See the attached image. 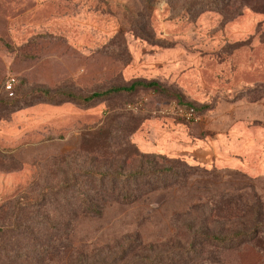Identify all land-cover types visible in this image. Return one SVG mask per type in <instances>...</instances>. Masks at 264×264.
<instances>
[{
    "label": "rangeland",
    "instance_id": "1",
    "mask_svg": "<svg viewBox=\"0 0 264 264\" xmlns=\"http://www.w3.org/2000/svg\"><path fill=\"white\" fill-rule=\"evenodd\" d=\"M255 1L264 3L0 0V207L21 197V221L45 231L38 258L30 238L18 239L29 254L21 264H264V13ZM134 82L159 87L88 104L40 93ZM174 101L195 106L199 121L169 111ZM232 117L251 150L242 161H196L192 137H213L206 126L225 129ZM87 169L146 174L118 183L132 196L101 214L69 198L65 213L50 189L73 175L78 190L99 191Z\"/></svg>",
    "mask_w": 264,
    "mask_h": 264
},
{
    "label": "trees",
    "instance_id": "2",
    "mask_svg": "<svg viewBox=\"0 0 264 264\" xmlns=\"http://www.w3.org/2000/svg\"><path fill=\"white\" fill-rule=\"evenodd\" d=\"M249 5V4H247ZM256 11H260L264 13V3L255 1L254 4L250 5ZM138 86H147L158 88V84L156 82H134L129 86H119V87H111L105 91H96L89 95H77L73 92L68 91H55L52 93L49 89H41V95L47 99L53 101L56 96H64L70 99H74L77 102L88 104L92 103L96 100H99L103 97L111 96L113 94L122 93V92H132ZM187 106H193L191 104L182 103ZM195 107V106H193ZM196 109V108H195ZM171 168L164 169V172H171ZM76 174V172H74ZM81 174L90 180H94L101 187L99 191L90 194L86 193L85 190H78L76 178L72 175L71 177L65 178L59 184L58 189H50L52 192V196L55 199L56 204H60V210L68 211L66 208L68 207V198L78 200L81 203V209L83 212L101 214L102 210L105 208V204L108 201L118 200L121 196H132V192H128L125 189V186L119 185L121 182L131 178H140L144 174H146L142 170H137L135 172L130 173L129 175H125L120 170H115L112 173L100 172L92 169H87L86 171H81ZM136 176V177H135ZM119 183V185H118ZM136 183V182H135ZM115 188H117L118 192L114 193ZM77 192V195L74 193ZM71 194V195H69ZM120 196H119V195ZM124 194V195H123ZM69 195V196H68ZM47 198L46 193L42 190L41 198L39 200H44ZM23 199L18 197L14 202H12V208L10 210L6 209V205L0 207V264H21V262L29 257V254H26L24 250V246L21 247L18 244L22 239L30 238L33 242V254L36 257H41L45 252L42 251L41 241H39L40 235H44L45 231H42L40 226H35V230L26 224V221L23 219L21 221V211L26 210L25 204H23ZM7 203H11V200L7 201ZM36 206V204H35ZM64 213V214H65ZM33 224L35 222L36 217H33ZM48 222V220H47ZM38 224V222H37ZM35 225V224H34ZM38 227V228H37ZM37 232V233H34ZM21 238L19 241L18 239ZM212 238L215 240H224L227 239V235H212Z\"/></svg>",
    "mask_w": 264,
    "mask_h": 264
},
{
    "label": "crops",
    "instance_id": "3",
    "mask_svg": "<svg viewBox=\"0 0 264 264\" xmlns=\"http://www.w3.org/2000/svg\"><path fill=\"white\" fill-rule=\"evenodd\" d=\"M236 123L233 120V123L230 122L225 129L206 126L208 130H215L213 137L209 134H206L205 137L193 136L192 138L195 141H191L189 149H191L194 159L205 162L218 160L242 161L245 155L239 156L237 154L241 150H251L254 143L245 140L243 129L238 127Z\"/></svg>",
    "mask_w": 264,
    "mask_h": 264
},
{
    "label": "built area",
    "instance_id": "4",
    "mask_svg": "<svg viewBox=\"0 0 264 264\" xmlns=\"http://www.w3.org/2000/svg\"><path fill=\"white\" fill-rule=\"evenodd\" d=\"M14 82L15 79L13 77L7 80L6 82L7 90L9 91L12 90ZM169 111H171L172 113L176 114L178 117L190 123L198 122L200 119V115L198 114L195 107L187 106L177 101H174L172 104L169 105Z\"/></svg>",
    "mask_w": 264,
    "mask_h": 264
}]
</instances>
